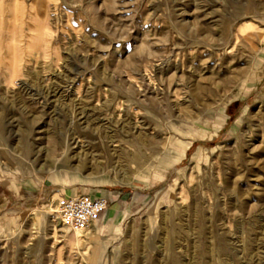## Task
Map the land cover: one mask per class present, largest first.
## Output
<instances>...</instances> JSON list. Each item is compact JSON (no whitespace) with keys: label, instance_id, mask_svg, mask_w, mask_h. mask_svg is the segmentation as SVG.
<instances>
[{"label":"rangeland","instance_id":"1","mask_svg":"<svg viewBox=\"0 0 264 264\" xmlns=\"http://www.w3.org/2000/svg\"><path fill=\"white\" fill-rule=\"evenodd\" d=\"M1 186L0 264H264V0H0Z\"/></svg>","mask_w":264,"mask_h":264},{"label":"crops","instance_id":"2","mask_svg":"<svg viewBox=\"0 0 264 264\" xmlns=\"http://www.w3.org/2000/svg\"><path fill=\"white\" fill-rule=\"evenodd\" d=\"M87 193L92 196H103L108 200L106 210H104L103 213H101L96 219H94L90 226V229L92 228L90 230L91 234L96 238H102V240L105 235L106 229L113 226H117V224L122 220L124 215H129L130 213H132L135 207L132 201L125 202L124 196H122V194L116 195L110 190H103L102 192L90 191ZM128 194L129 193H127V195ZM114 198L116 200H114ZM40 199L41 198L39 192L35 191L34 189L26 191L24 186H18L16 190H11L9 188L1 186L0 219L4 215H8L10 213V208L22 203H32V205L37 207L40 203ZM5 209L7 210L5 211ZM102 240L100 239V242ZM100 242L97 241V243H95L94 245V248H97Z\"/></svg>","mask_w":264,"mask_h":264},{"label":"built area","instance_id":"3","mask_svg":"<svg viewBox=\"0 0 264 264\" xmlns=\"http://www.w3.org/2000/svg\"><path fill=\"white\" fill-rule=\"evenodd\" d=\"M108 200L103 196L79 192L61 197L56 213L62 224L74 230L90 229L91 223L107 208Z\"/></svg>","mask_w":264,"mask_h":264},{"label":"bare ground","instance_id":"4","mask_svg":"<svg viewBox=\"0 0 264 264\" xmlns=\"http://www.w3.org/2000/svg\"><path fill=\"white\" fill-rule=\"evenodd\" d=\"M16 6V5H15ZM10 10H12L11 9V6H10ZM243 27V26H242ZM236 44V43H235ZM121 182H124V183H128L129 181H124V180H122ZM94 232V231H93Z\"/></svg>","mask_w":264,"mask_h":264}]
</instances>
